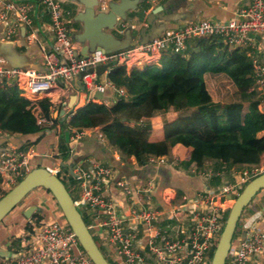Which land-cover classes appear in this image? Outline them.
<instances>
[{
  "label": "built area",
  "instance_id": "1",
  "mask_svg": "<svg viewBox=\"0 0 264 264\" xmlns=\"http://www.w3.org/2000/svg\"><path fill=\"white\" fill-rule=\"evenodd\" d=\"M51 20L54 35L53 45L44 49L45 72L35 69H17L4 66L0 57V87L24 82L25 94L19 96L29 100L38 125H51L37 106V102L47 100L51 107L63 99L74 95L73 82L81 77L84 89L103 93L106 87L97 83L96 68L99 65L134 66L139 68V60L145 58L146 64L157 65L162 53H181L190 40L195 38H222L233 47L254 48L258 38H264V0H251L240 9L232 19L225 21H201L187 23L179 30L154 39L152 42L136 44L124 51L106 54L94 51L86 58L77 57L76 47L61 20L59 3L55 0H41ZM32 14L26 3L16 0H0V26H6L0 40L11 41L19 26L27 29V43L37 42L32 25ZM153 56L154 58L151 59ZM150 57V58H147ZM255 88L264 97V64L252 59ZM119 96H125L117 89ZM59 93L54 100V94ZM71 117V114L68 115ZM89 129H71L69 149L59 158L56 166H44L53 175L61 173V165L70 166L66 177H71L67 188L74 205L80 214L84 210L93 213L94 223L87 225L91 235L101 236L111 248L114 258L122 264H208V253L218 242L224 223L226 201L236 197L237 189L246 185L256 176L264 173L260 163L257 167L238 170L232 168L231 183H223L216 190L202 191L191 197L184 196L174 204L169 199L162 200L163 206H151L152 182L139 184L134 191L124 179H116L110 166L93 164L88 169L74 161L73 147L87 136ZM100 141H105L102 133ZM34 149H19L11 144L0 148V187L8 192L16 185L19 177H24L34 169ZM164 164L165 157H149L148 162ZM262 166V165H261ZM264 166V165H263ZM38 168V167H35ZM216 176L218 173L215 174ZM61 179V177H60ZM113 185L118 194L127 202L125 208L115 196L108 194L107 188ZM36 191H39L36 192ZM260 190L252 199L254 202ZM151 201V202H150ZM24 209L36 206L38 211L30 218V230L22 237L19 250L13 259L3 264H92L82 251L78 241L65 221L53 197L42 189L30 192L22 201ZM139 227L142 233L139 234ZM102 230V231H100ZM236 234V233H235ZM103 239V238H102ZM264 257V210L241 236H234L224 264H260Z\"/></svg>",
  "mask_w": 264,
  "mask_h": 264
},
{
  "label": "trees",
  "instance_id": "2",
  "mask_svg": "<svg viewBox=\"0 0 264 264\" xmlns=\"http://www.w3.org/2000/svg\"><path fill=\"white\" fill-rule=\"evenodd\" d=\"M103 66L99 65L96 72H102ZM107 78L125 92L124 110L111 113L103 104L88 102L75 113L71 111L72 116L65 123L66 116L53 118L47 100L38 101L41 115L51 125H38L31 102L19 96L16 87L4 84L0 87V135L43 133L34 143L27 142L21 148L25 149L38 144L46 132L53 134L59 125L57 156L68 151L71 129H92L110 123L102 129V135L106 145L122 158L136 156L147 164L151 156L165 157L171 163L174 154L189 150V160H179L175 167L183 166L188 170L186 174L193 177L187 164L194 162L199 170L215 164L212 170L218 175L214 174L210 181L216 187L225 182L222 178L230 180L232 168L257 167L264 156V115L245 120L249 104L262 99L261 91L255 88L252 56L247 48L233 47L222 38H195L188 42L185 51L162 53L159 64L142 70L128 73L124 66L112 63ZM217 104L224 105L223 127ZM159 113L164 114L162 138L153 141L149 120ZM62 170L66 176L67 165L62 164ZM21 180L19 177L16 184ZM175 190L179 202L184 193ZM5 194L0 187V198ZM228 212L229 209L224 211L223 223ZM83 220L88 225V220ZM214 249L207 255L208 264Z\"/></svg>",
  "mask_w": 264,
  "mask_h": 264
},
{
  "label": "crops",
  "instance_id": "3",
  "mask_svg": "<svg viewBox=\"0 0 264 264\" xmlns=\"http://www.w3.org/2000/svg\"><path fill=\"white\" fill-rule=\"evenodd\" d=\"M16 1L20 3H26L30 7L33 20L32 25L37 36V42L31 44L26 42L25 37L27 29L23 26H19L17 33L11 41L3 42L0 40V42L13 43V50L25 56L23 61H20L21 66L23 65L39 72H45L46 66L43 52L44 49L51 47L54 41V35L51 31L50 16L46 9L42 6L41 0ZM55 1L59 3L61 10V20L69 32L71 42L76 47V54L78 57H80V54L81 56L86 55V48L89 47V37L95 33H105L111 36L113 39L120 40L123 38L124 33L129 30L132 41H136L137 44H143L146 41L145 33L148 32L152 27L154 31H159V38L163 35L179 30L187 23L201 21H225L232 19L240 9L245 8L251 3V0H138L135 9L126 11L125 19H117L116 22L112 23V28L110 30L105 28L107 21L106 16L104 15H107L108 13L109 3H118L119 0ZM144 4L148 5L147 8L144 6ZM159 6L167 7L163 9V13L152 15V11ZM100 15L103 17H100ZM87 27L92 29L91 33L86 34ZM5 28L6 26H0V37L3 35ZM19 49H22V51H19ZM247 50L251 54L252 59H257L259 62L264 64V38H258L254 48L248 47ZM91 54L92 53L89 55ZM151 57V59L154 58L153 56ZM136 59L140 61L139 68H137L139 70L154 65L146 64L145 58L142 59L140 57H136L133 59V61ZM156 63L159 64V60ZM111 64L107 63L104 64V66L102 65V72L97 73L96 81L98 84L103 85L109 82L107 75L111 69ZM133 67L134 66L132 65L128 66L126 71L128 73L131 72L134 69ZM80 83L81 77H78L73 82V96H76V100L71 108L63 106V103L68 102L69 99H63L60 103H56L55 101L51 107L53 118H62L66 116L65 123H67V121L70 119L68 116L69 113L71 111L75 113L88 102L103 104L108 109H110L111 113H116L125 109L126 96H119L117 88L114 86L106 87L105 91L101 93V99H96V92H90L85 89H81ZM12 86L17 88L18 95H26L23 81H19V83H13ZM57 96H59V93L54 94V100L57 99ZM220 105L222 107L220 108L219 106V109L217 110V116L220 124L222 122L221 125L223 127V124H225L224 105ZM61 110H64L62 116L59 114ZM257 114L260 116L264 115L263 96L261 100L249 104L245 115V120ZM157 116L161 117L160 123L156 122V119H158ZM163 119L164 114L160 113L149 120L151 124V140H161ZM109 124L110 123L104 126H98L89 129L88 132L90 133L79 140L72 149V151L74 150V161L76 163L82 164L83 168L86 169H88L93 164L110 166L112 173L114 176H116V179H124L132 186L134 191L136 190L135 187L139 184L147 185L148 182H152L155 189L152 193V199L153 195L156 196V199H153L152 202L150 201L151 206H163L162 200L164 197H167L164 199H169L174 204L178 203L175 189H179L184 193L181 197H191L194 194L202 191L216 190L220 186L219 185L216 187L215 184L210 181L213 175L216 174L213 173L212 170V167L215 166V164H213L211 167L204 166L205 169H207L206 171H210V173L206 174V177L204 178H200L198 175L190 177L186 174V171L188 170L183 169V166L179 165L178 168L175 167L177 161L189 160V150H181L180 153L173 155L171 163H168L166 160L164 164H159L157 161L143 164L136 156L122 158L117 150L108 147L105 141H100L98 138V134L102 133V129L109 126ZM58 129L59 125H57L56 131H54L53 134L46 132V135L42 137L38 144L30 147L34 149L35 155L32 167L53 166V164L50 162L53 159L54 162H56L55 158L58 144ZM3 137L4 136L0 135V139ZM194 164V162L187 164V166L190 167V173L193 172L191 168ZM54 165L56 166L57 163ZM66 165L68 171V164ZM250 168L251 167H238L236 169L243 170ZM222 180H225V183H231L233 178H230V182L225 178H222ZM107 190L109 192L108 194L115 195L122 202L121 204L124 208L130 204V202H127L126 199L118 194L113 185H109ZM36 192L39 193V191ZM258 197V199H256L246 208V215L242 217L239 228L237 226L238 230L236 229V236H241L242 231L248 228L247 221L252 215L256 214L257 212H260V215L262 214L264 210V195H259ZM23 205L24 202L16 206L15 209L12 210L0 223V264H3L5 261L15 257L19 250L22 237L25 236L27 231L30 230L28 228V220L36 216L34 212L30 218H26L23 215V212L26 210V208L24 209ZM249 209H252L253 212L247 216ZM92 215L93 213H90L87 210H84V214L82 213V216L88 219V225L93 224L95 221L93 220L94 217ZM138 231L139 234L142 233L141 227H139ZM102 235L103 237L96 236L99 239H97V241H99L103 247L108 248L111 251V248L104 237L105 233H102ZM114 260L117 262V264H122V262L119 261V258ZM260 264H264V257L261 258Z\"/></svg>",
  "mask_w": 264,
  "mask_h": 264
},
{
  "label": "water",
  "instance_id": "4",
  "mask_svg": "<svg viewBox=\"0 0 264 264\" xmlns=\"http://www.w3.org/2000/svg\"><path fill=\"white\" fill-rule=\"evenodd\" d=\"M138 0H119L118 3L111 2L108 5V13L106 16V29L111 30L113 22L117 19L124 20L125 13L129 10H134ZM167 6H159L152 11V15H158L164 12ZM103 15V14H102ZM100 15V17H103ZM94 28V26H93ZM86 34L91 33V28H86ZM94 32V31H93ZM146 41L152 42L158 38L159 31H154L153 27L145 33ZM137 44L132 41L130 31L127 30L120 40L113 39L105 33H95L89 37V47L86 48V55L80 57L86 58L95 50H101L104 53H114L129 49ZM13 43L0 42V57L4 60V66L8 68L30 69L29 67L21 66L20 61H23L25 56L13 50ZM77 55V54H76ZM78 57V55H77ZM81 89L84 87L81 85ZM101 93H95L96 99H101ZM76 100V96H71L68 102L63 103V106L71 108ZM64 110L60 111L62 116ZM43 133L38 132L31 135H24L18 138L13 136H4L0 139V145L11 143L21 149L27 142L34 143ZM68 171L71 174L70 166ZM44 189L48 191L60 209L65 221L74 233L79 246L85 255L89 258L92 264H109L100 248L91 235L87 225L85 224L82 215L75 207L72 197L63 182L56 176L47 171L43 167L34 168L29 171L22 180L11 188L4 196L0 198V223L3 219L18 206L21 201L33 190ZM264 189V173L250 180L236 196L231 207L229 208L227 219L224 223L218 242L213 251L209 264H224L229 252L231 241L234 237L236 228L242 219V213L250 204L254 196ZM38 211L36 206H31L23 212L26 218H30L34 212ZM260 212L252 215L247 221L249 227L258 217Z\"/></svg>",
  "mask_w": 264,
  "mask_h": 264
},
{
  "label": "rangeland",
  "instance_id": "5",
  "mask_svg": "<svg viewBox=\"0 0 264 264\" xmlns=\"http://www.w3.org/2000/svg\"><path fill=\"white\" fill-rule=\"evenodd\" d=\"M43 6V5H42ZM69 28V27H68ZM193 56L194 55H192V57L190 58V60H189V63L191 64L192 62H193ZM219 106H220V108L222 107L220 104H217L215 107H216V110H218L219 109ZM160 114V113H159ZM159 114H157V115H159ZM158 117V116H157ZM160 120H161V117H158V119H156V122L157 123H160ZM221 124H222V122H221ZM56 160V162H54V159L53 160H51L50 162L53 164V166H55L54 164H56V163H58V160H59V158L58 157H56L55 158ZM46 163V162H45ZM47 164H49V163H47ZM63 164H65L66 165V162H64ZM262 165V166H261ZM264 156H262L261 157V163H260V167H262L263 168V170H264ZM192 169V173L194 174V175H198L200 178H204V177H206V174H209L210 173V171H206L207 169H205V167H204V169H201V170H199V169H197L196 168V165L194 164L193 165V167L191 168ZM209 170V169H208ZM64 171L62 170V172L59 174V176L61 177V179L63 180V182H64V185H65V187L66 188H69V186H70V184H71V180L69 179V178H67L66 176H65V174L63 173ZM232 177V176H231ZM73 182H77L76 180H72ZM234 181V180H233ZM242 186H240L238 189H237V191H236V193L237 194H239L240 193V188H241ZM210 188V187H209ZM235 200V197L234 196H232L231 198H230V202H227L226 203V205H228V209L231 207V205H232V203H233V201ZM251 203H253V202H251ZM256 208V207H255ZM79 210V209H78ZM246 208H245V210L243 211V213H242V216H245L246 215ZM80 212L81 211H83V209L82 210H79ZM251 212H253L252 211V209H249V211L247 212V216L248 215H250L251 214ZM85 219H87L86 217H84ZM88 220V219H87ZM85 221V220H84ZM239 224H240V222H239ZM239 224H238V228H239ZM238 228H237V230H238ZM236 233H237V231H236ZM94 239H95V242L97 243V245H98V247L100 248V250H101V252H102V254L104 255V257L106 258V260L110 263V264H117V262L114 260V259H116V258H114L115 256L113 255V254H111V251L108 249V248H105V247H103V245H101V243L99 242V241H97V237H94ZM99 240V239H98Z\"/></svg>",
  "mask_w": 264,
  "mask_h": 264
},
{
  "label": "clouds",
  "instance_id": "6",
  "mask_svg": "<svg viewBox=\"0 0 264 264\" xmlns=\"http://www.w3.org/2000/svg\"><path fill=\"white\" fill-rule=\"evenodd\" d=\"M236 198V197H235Z\"/></svg>",
  "mask_w": 264,
  "mask_h": 264
}]
</instances>
